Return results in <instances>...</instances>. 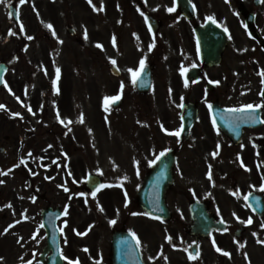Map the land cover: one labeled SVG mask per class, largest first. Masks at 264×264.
I'll return each instance as SVG.
<instances>
[{
    "label": "flooded vegetation",
    "instance_id": "obj_1",
    "mask_svg": "<svg viewBox=\"0 0 264 264\" xmlns=\"http://www.w3.org/2000/svg\"><path fill=\"white\" fill-rule=\"evenodd\" d=\"M227 0L233 5L234 13L232 19L227 22V27L232 35V42H228L223 51L222 63L219 66H209L204 63L199 56V48L194 33V29L199 24L208 21V6L195 8L194 18L187 19L182 15L181 9L175 0H124L119 3L121 14L117 19V28L112 24L108 27V40L105 42L104 51L97 50V41L92 40L90 44V75L88 81L89 98L96 102V74L100 72L107 84L109 95H119L124 106H137L145 104L148 106L157 105L161 101L160 88L168 87L169 101L174 114H154L139 115L132 126H126V131L130 134L129 150H112V160L117 164V175L110 177L103 182L110 185L102 191L101 202H103L109 220H115V224L109 225L107 235L104 237L105 245L93 243L90 245V259L93 264H113V230H130L140 236V248L144 257V235L141 234V226H144V217L147 216L153 221L164 222L162 218L156 219L153 215H133V213H146L139 205L137 192L144 186L147 173L151 170L149 161L156 158L161 151L166 148V153L175 157L173 166L174 181L167 192V201L172 212L170 220L173 223L171 228L164 232L163 244L154 241L150 248L152 259L148 264H230V256H225L224 252H234L235 241H242L245 247V239L252 236L263 237L264 240V217H260L250 209L245 196L256 193L264 200V191L261 185L264 184V107L261 112L263 123L260 127L247 129L246 134L249 140L250 150H208L211 145L206 136L212 124L207 114L209 102V80L220 79L223 71L220 69L226 59L229 60V69L234 72L240 64L242 43L241 39V12L251 14L249 26H245L250 34L251 55V75L254 81L252 93L254 105L264 104L261 98L258 100L257 89L260 88L259 80H264L260 73L264 71V3L261 0ZM18 5L21 4L17 0ZM196 3L197 0H194ZM169 8L174 11L169 12ZM143 13V15H141ZM220 20L223 10L216 14ZM147 17V22L145 20ZM152 26L149 30V24ZM151 22V23H150ZM153 28V29H152ZM245 30H243L244 32ZM115 35L116 44L112 43ZM229 38L230 34H229ZM100 43V42H99ZM149 45H154L151 50ZM103 58V66L97 67V59ZM141 58L145 59V65H151L153 78L157 80V93L155 98L146 99L145 95L139 93L132 83L129 68L139 67ZM115 59L120 67V73H112L111 60ZM196 67V69L194 68ZM194 68L188 77V71ZM182 69L183 74H182ZM187 74V78H186ZM187 81V87L185 82ZM123 82L124 88L121 91L120 84ZM264 87L261 86V88ZM214 89V87H213ZM212 89V90H213ZM183 98V99H181ZM191 101L198 108V119L194 124L190 136L182 140L168 132H174L180 127L181 120L178 112L181 105ZM256 102V103H255ZM163 125V128L161 127ZM167 129L168 131H164ZM61 150H42L44 158L43 168L46 177H52L58 163L61 160ZM218 151V155L213 158L211 153ZM60 158V160H59ZM83 162V161H81ZM211 166L212 180L207 178ZM77 166L85 172V165L72 164L71 168L79 178ZM115 175V174H114ZM85 176V175H84ZM68 191L65 192L64 188ZM83 187V192L87 193L86 183L78 180L67 181V185L62 180L45 181L44 198L48 204H64L75 189ZM127 193V197L125 196ZM235 193V194H234ZM74 194V193H73ZM194 200L204 202L208 209V214L216 221H224L227 231L217 234L216 244L207 245L206 238L196 237L192 233V216L190 205ZM127 204V206H125ZM28 205V203H27ZM25 205L26 213H31V208ZM18 209L21 210L20 207ZM17 215V212L15 213ZM100 214V213H99ZM251 219V223L247 221ZM95 220V218H91ZM134 220L133 222H131ZM81 221V218L74 219V222ZM243 221V223H242ZM100 224V222H98ZM27 232L32 234L34 225L29 216L26 222ZM241 227L239 237L228 239ZM255 233V235H253ZM94 238H98V233H94ZM171 237V241L166 237ZM211 236V237H212ZM210 237V238H211ZM65 241V240H64ZM62 238V243H64ZM39 242L36 239L33 250L38 248ZM229 243L230 246L227 245ZM194 244L196 248H194ZM264 247V244H262ZM72 247V246H71ZM220 248L218 252L216 249ZM242 248V247H240ZM187 249V252L185 251ZM199 256L190 260L188 253ZM246 254V255H245ZM252 255L253 251H243L242 260L245 264H255ZM164 257H167L165 260ZM233 254L231 258H234ZM249 259V260H248ZM237 264V262H234Z\"/></svg>",
    "mask_w": 264,
    "mask_h": 264
},
{
    "label": "rangeland",
    "instance_id": "obj_2",
    "mask_svg": "<svg viewBox=\"0 0 264 264\" xmlns=\"http://www.w3.org/2000/svg\"><path fill=\"white\" fill-rule=\"evenodd\" d=\"M48 1L45 0V2L40 5L42 9L47 7L52 9V21L58 26L59 33L52 37H57V40L61 41V43H59L62 49L59 48L58 61H60L65 68L64 81L63 83H60L57 80L55 70L56 58L51 57L48 62H45V56L43 55L44 50L47 51L48 48L55 46V42L54 39L48 37L52 35L53 31L46 27L47 24L42 21L40 11L36 10L35 15L32 16V22L29 24L34 25L35 27L38 23L36 29L38 36L29 40L27 50L21 49L20 52L18 50L20 59L14 66H11V69L6 74L5 84L0 88V105L5 106L0 109V171L8 172L7 175H0V180L4 181L3 184H0V210L2 209L1 207L5 206V204L2 203L3 200L7 201L9 198H14V191H19L18 186L25 182L24 176L17 174L18 172L15 167L17 162L21 161V158L18 157H26V161L29 164H41V157L38 152L40 150H50V147H48L49 145L52 147L54 146L59 150H73V144L76 141L71 137L73 130L70 136L66 133L64 135H58L55 142H53V136H49V134H57L53 130H48V128L56 129L58 127L53 121L64 120L67 124L71 119H74L73 117L71 118L72 115L70 116V114H72V111L70 110H72L71 107H74L75 104L73 101L68 103L64 99L65 97L61 95V90L63 88L66 90L68 89L70 77L73 79L75 78L74 88L76 97L78 98L77 86L79 87L80 85L84 87L83 78L88 76L86 70V68H89L88 54L86 57H83L72 45L74 42L69 38L67 28L70 25L75 28L78 27L80 34L84 38L86 33L87 38H85V41L82 40L81 46L88 48V42L93 33L92 30L96 27L99 28L100 24L105 22L102 15L103 13H97L98 16H95L94 13L96 12L91 5L94 2L99 5H103L104 2H111L108 12L112 15H117L118 13L114 9V3L119 2L120 0H92V4H89L88 0ZM209 1L218 2V0ZM9 3V0H0V61L8 63L12 61V52L15 48V37L14 35L9 34L12 23V20L8 15ZM228 9L229 12L227 14L232 15V7H228ZM27 18L31 20L29 15ZM48 29L49 33L47 35L45 30L48 31ZM62 40L64 41L62 42ZM244 40L245 41L242 42V45L245 43L244 49H248L250 43L246 38H244ZM23 45L22 48L24 47ZM18 46L20 48L21 45ZM71 49L74 52V55L72 56L70 54ZM75 52H77V54ZM52 65L53 69L45 67ZM96 65L97 67L103 66V59H97ZM76 74H78V76H76ZM50 76L53 78L49 80ZM233 76L228 77V79L227 75H225V80L231 84L228 87H226V84H219L215 95H218L221 102L225 105L232 104L240 106L241 104H247V102L252 101L251 90L254 87H252L253 85L251 86L252 75L250 65L241 64L240 71H237ZM48 80L51 82L48 83ZM54 81L55 83H53ZM12 82H14L15 90L11 89ZM233 86L236 90H233ZM21 90L23 91V94ZM70 97L72 98V95H70ZM68 104L71 107H69ZM29 107L32 109L31 112L28 111ZM163 108L167 109V105ZM13 113H20V116H14ZM57 114H59V118L57 117ZM80 125H85V122ZM79 129L83 130V127H79ZM48 140L52 141L48 142ZM210 140L212 141L211 150H230V148L227 147L226 141L222 140L218 134H211ZM217 144L220 145L219 149H217ZM11 145L14 146L13 150H23V152L20 153L19 156L16 152H10ZM1 150H5V152H1ZM78 150H80L79 147ZM31 153H33L34 156H32ZM84 158L85 161L88 162L87 156H84ZM72 162L73 164L78 165V162H76L75 159ZM9 169H11L10 172ZM83 171L84 170L81 167L77 166V172L79 173L80 178L82 177V174L85 173ZM72 180H75V178H72ZM9 211L10 210L6 209L5 211L0 212V230L3 232V225L18 218L13 217ZM75 212L76 210H73L71 214H73L74 219H78L81 212H79V214ZM88 216L100 221H103V218H105L108 223L110 222L108 213H103L102 215L101 213L98 215H94L93 213V215ZM133 221L134 220L131 222ZM154 229L159 234L153 231ZM99 231L102 232V236H106L108 228L106 225L102 224ZM3 232L0 233V257L3 258L2 261H0V264L23 263L25 261L24 252L21 253V251L17 250L15 255L11 249L13 247V237L10 236L9 231L6 235L3 234ZM141 232V234L144 235L146 246L153 245L155 237H158L159 239L157 238V240L163 243V230L160 229L159 226L145 222L144 226H141ZM213 240L215 241V239ZM257 241L258 238H256L254 245H252V249L257 252H262V247H260L261 245ZM211 243H213V241H206V244ZM235 244L238 245L237 243ZM256 258V264H264V257L261 256V258Z\"/></svg>",
    "mask_w": 264,
    "mask_h": 264
},
{
    "label": "snow or ice",
    "instance_id": "obj_3",
    "mask_svg": "<svg viewBox=\"0 0 264 264\" xmlns=\"http://www.w3.org/2000/svg\"><path fill=\"white\" fill-rule=\"evenodd\" d=\"M20 2L23 4V3H25V0H20ZM261 2L264 3V0H261ZM88 3H89V4H92V0H88ZM93 8H94V10H102V8H101V9H96L95 5H93ZM174 10H175L174 8H169V9H168L169 12L174 11ZM141 15H143V13H141ZM208 19L211 20L213 23H216V21H215V19H214L213 17L209 16ZM145 20L147 21V17H145ZM46 27L49 28V29H52V25H51V24H47ZM21 30H22V29H21ZM149 30L151 31V25H149ZM224 31L227 32L228 29L225 28ZM9 34H10V35H15L16 33H14V32H12L11 30H9ZM52 35H53V36L56 35L55 31L52 32ZM27 38H28L29 40L33 39V37H31V36H28ZM85 38H87V34H86V33H85ZM112 43H113V45L115 46V44H116V37H115V35H113V37H112ZM96 46L99 47V48H102V47H103V46L100 45V44H97ZM153 46H154V45H149V49L151 50V48H152ZM111 63H112L113 65H116L117 62H116L115 59H112V60H111ZM144 68H145V59H144V58H141L140 61H139V67H138V68H136V69L129 68V69H128V72L131 74V77H132V83H133L134 85H135V84L137 83V81L140 79L141 73L144 71ZM183 71H184V70L182 69V74H183ZM56 74H57V80H58L59 77H60V69H59V68L56 69ZM260 75H261V76H264V71H262V72L260 73ZM53 83H55V81H54ZM214 83H219V82L216 81V82H214ZM262 83H264V80H262ZM5 86H7V85H5ZM185 87H187V81L185 82ZM123 88H124V84H123V82H121V84H120V89H121V91L123 90ZM260 95H261L262 97H264V91H261ZM17 99H19V98H17ZM119 99H120V96H119V95H117V96H112V97H105V102H106V104H107L109 101L114 102V101L119 100ZM4 107H5L4 105H0V109H2V108H4ZM181 107H183V105H181ZM261 107H264V104H256V105H253V104H245V105H242V106L239 107V108H229V109H227V111L230 112V113H241V114H246V115H243V116H242V119H244V120H252V121H256V120L258 119V117H257L256 114H255V113H256V110L259 109V108H261ZM208 108H209V110H211L212 105L209 104V105H208ZM106 110H107V108H106ZM28 111H29V112L32 111L31 107L28 108ZM13 115H14V116H20V113H13ZM57 117L59 118V114H57ZM60 122H61L62 124L64 123L63 120H61ZM80 122H81V123L84 122V121H83V114H81ZM69 123H71V121H69ZM213 125L215 126V118L213 119ZM161 127L163 128V125H161ZM89 131L91 132V129H89ZM164 131L167 132L168 130H167V129H164ZM180 132H181V130L178 129V130H176V131H174V132H168V134H169V135L179 136V135H180ZM48 147H52V146L49 145ZM219 147H220V145L217 144V149H219ZM166 151H167V150H165V151H161V152L159 153V155L156 156L155 159L149 161V163H150V164H155L157 160H159L161 157H163V156L165 155V152H166ZM218 154H219L218 151H214V152L211 153V155H212L213 158H215ZM20 163H21V164H24L25 162H24L23 159H21ZM16 167H19V165H16ZM10 171H11V169H9V172H10ZM7 174H8V172L0 171V175H7ZM207 178H208L210 181L212 180V173H211V166H210V165H209V172H208V174H207ZM3 183H4V181H3V180H0V184H3ZM107 186H110V185H100V186L96 189V191H94V192L91 193V195H92L93 197H95L97 191H99L101 188H103V187H107ZM261 190L264 191V184L261 185ZM64 191L67 192L68 189L65 187V188H64ZM234 194H235V193H234ZM79 195H80V196H84L85 193L81 192V193H79ZM125 196L127 197V193H125ZM33 199H34V198H33ZM244 199L247 200V199H248V196H245ZM125 206H127V204H126ZM6 207L11 208L12 205H11V204H8V205H6ZM100 210L103 211L102 208H101ZM67 214H68V209H67V206H66L65 209H64V215H67ZM133 215H149V213H133ZM155 218H156V219H160V217H155ZM24 219H27V216H25ZM16 223H20V221L17 220ZM110 223H111V224H115L116 221H115V220H112V221H110ZM242 223H243V221H242ZM247 223H251V219H249V220L247 221ZM66 224H67V221H65V225H66ZM13 226H14V225L9 224V225L4 229V233H3V234L8 233L9 229L12 228ZM44 227H45V225H44L43 223H41V224L39 225V228L37 229V233L39 232V229H42V228H44ZM262 227H264V225H262ZM61 231H63V229H61ZM225 231H227V229H225ZM37 233H34V234H33V239L36 238V234H37ZM76 234H77V235H84V233H79V232H77ZM253 235H255V233H254ZM133 236L135 237V233H133ZM166 239H168L169 241H171L172 238L169 236V237H166ZM17 242L19 243V240H18ZM136 242H137V245L139 246V243H140L139 239H137ZM257 242L260 243V244H264V240H258ZM213 244H215V241H214V240H213ZM240 247H243V245L241 244ZM216 250H217L218 252L221 251L220 248H217ZM84 251L87 252L88 250H87V249H84ZM185 251L187 252V249H185ZM223 254H224L225 256H228V255H229L228 252H224ZM245 255H246V254H245ZM198 256H199V252H198V251H197L195 254H193V253H191V252L188 253V258H189L190 260H194V259H196ZM2 259H3V258L0 257V261H2ZM64 259H65V260H68L67 257H64ZM149 259H152V257H149ZM164 259L166 260L167 257H164ZM28 264H32V262H31V261H28ZM68 264H79V260H78V259L75 260V261H73V260H68Z\"/></svg>",
    "mask_w": 264,
    "mask_h": 264
},
{
    "label": "water",
    "instance_id": "obj_4",
    "mask_svg": "<svg viewBox=\"0 0 264 264\" xmlns=\"http://www.w3.org/2000/svg\"><path fill=\"white\" fill-rule=\"evenodd\" d=\"M210 28H208V30H209ZM207 30V31H208ZM213 33L212 32H210V34H209V38L208 39H212L213 38ZM5 72H6V66L4 65V64H0V83L2 82V77L4 76V74H5ZM193 113V112H192ZM192 113H190V115L192 114ZM240 115V114H238V113H230V112H228L227 110L226 111H223L222 112V114H221V116H220V118L218 119V121H222V120H225V119H227V118H230V116L231 115ZM193 115V114H192ZM189 118V115H188V117H187V119ZM240 118H242V116H240ZM191 123V121L189 120L188 121V124H190ZM243 125H249V123L247 124L246 122L243 124ZM225 131L228 133V134H230L231 136H235L237 133H236V129H225ZM157 175H159V172H157V173H155L154 175H153V177L154 176H156L157 177ZM165 191V189H163V192ZM145 208L149 211V212H152V213H155L156 211H162V209H163V207H164V200L162 201L161 200V202L160 203H148L147 202V200L145 201ZM198 205L197 206H195V216H197V217H199V216H202V212H201V210H199L198 208ZM195 218L196 219V227H198V228H195V229H199L200 230V228H201V226H203V224L201 225V219L200 218Z\"/></svg>",
    "mask_w": 264,
    "mask_h": 264
}]
</instances>
